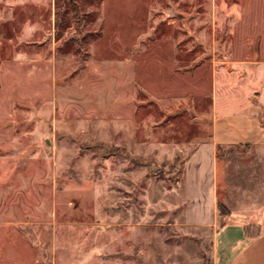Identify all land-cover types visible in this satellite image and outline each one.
Returning a JSON list of instances; mask_svg holds the SVG:
<instances>
[{"label": "rangeland", "instance_id": "obj_1", "mask_svg": "<svg viewBox=\"0 0 264 264\" xmlns=\"http://www.w3.org/2000/svg\"><path fill=\"white\" fill-rule=\"evenodd\" d=\"M226 79L263 108L264 0H0V264H213L184 167ZM212 185L257 236L264 145Z\"/></svg>", "mask_w": 264, "mask_h": 264}, {"label": "crops", "instance_id": "obj_2", "mask_svg": "<svg viewBox=\"0 0 264 264\" xmlns=\"http://www.w3.org/2000/svg\"><path fill=\"white\" fill-rule=\"evenodd\" d=\"M232 91L227 93V86ZM234 79L219 84L212 114L211 138L200 144L185 162V219L213 230V264H264V228L252 237V227L228 223L217 228L213 183L215 149L226 145H264V106H256L252 91H240ZM257 94V93H256ZM264 105V103H263Z\"/></svg>", "mask_w": 264, "mask_h": 264}]
</instances>
